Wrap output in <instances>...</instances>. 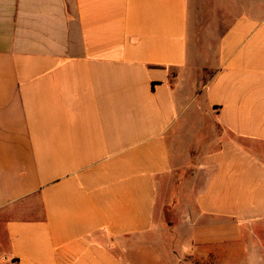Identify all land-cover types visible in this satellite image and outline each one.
<instances>
[{
  "label": "crops",
  "instance_id": "obj_1",
  "mask_svg": "<svg viewBox=\"0 0 264 264\" xmlns=\"http://www.w3.org/2000/svg\"><path fill=\"white\" fill-rule=\"evenodd\" d=\"M220 255L264 264V0H0V264Z\"/></svg>",
  "mask_w": 264,
  "mask_h": 264
},
{
  "label": "rangeland",
  "instance_id": "obj_2",
  "mask_svg": "<svg viewBox=\"0 0 264 264\" xmlns=\"http://www.w3.org/2000/svg\"><path fill=\"white\" fill-rule=\"evenodd\" d=\"M231 230V228H230ZM234 257V256H233ZM228 258L227 256H215L213 264H244L243 257L235 256L234 258Z\"/></svg>",
  "mask_w": 264,
  "mask_h": 264
}]
</instances>
